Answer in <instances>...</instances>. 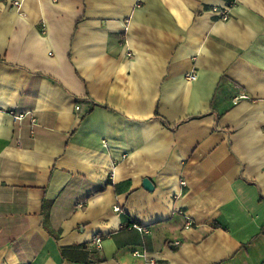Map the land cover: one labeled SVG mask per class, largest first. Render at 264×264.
Listing matches in <instances>:
<instances>
[{"label": "crops", "instance_id": "obj_1", "mask_svg": "<svg viewBox=\"0 0 264 264\" xmlns=\"http://www.w3.org/2000/svg\"><path fill=\"white\" fill-rule=\"evenodd\" d=\"M230 1L0 0V264H264V0Z\"/></svg>", "mask_w": 264, "mask_h": 264}, {"label": "built area", "instance_id": "obj_2", "mask_svg": "<svg viewBox=\"0 0 264 264\" xmlns=\"http://www.w3.org/2000/svg\"><path fill=\"white\" fill-rule=\"evenodd\" d=\"M233 4V0H231L228 4V6L226 8H224L221 11H217V14L220 16L221 20L225 21L228 19V13L230 11L231 5ZM186 80L188 81H194L196 79V75L194 74H188L186 77ZM240 98H245V97H240ZM29 114H16L13 116V119L18 122L23 120L26 116H28ZM31 124L32 126H35L36 124V120L34 118H31ZM120 210V208L118 206L114 207V211L118 212ZM187 225H190V223H188ZM133 228H135L137 231L141 232V233H147L146 228L142 227V226H138V225H133ZM101 242H102V238L99 236L94 237L93 239V243L95 244L97 249H100L101 247ZM136 256H143V254H140L139 252H135Z\"/></svg>", "mask_w": 264, "mask_h": 264}, {"label": "water", "instance_id": "obj_3", "mask_svg": "<svg viewBox=\"0 0 264 264\" xmlns=\"http://www.w3.org/2000/svg\"><path fill=\"white\" fill-rule=\"evenodd\" d=\"M142 186L147 191H152L153 190V185L148 179H144L143 180Z\"/></svg>", "mask_w": 264, "mask_h": 264}]
</instances>
